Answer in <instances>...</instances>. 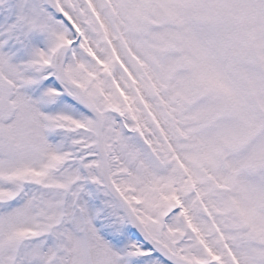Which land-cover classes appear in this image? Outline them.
I'll return each instance as SVG.
<instances>
[{
	"label": "snow or ice",
	"instance_id": "snow-or-ice-1",
	"mask_svg": "<svg viewBox=\"0 0 264 264\" xmlns=\"http://www.w3.org/2000/svg\"><path fill=\"white\" fill-rule=\"evenodd\" d=\"M0 264H264V0H0Z\"/></svg>",
	"mask_w": 264,
	"mask_h": 264
}]
</instances>
